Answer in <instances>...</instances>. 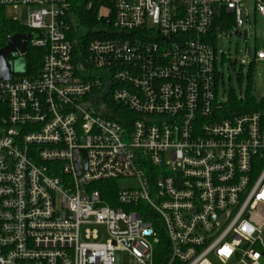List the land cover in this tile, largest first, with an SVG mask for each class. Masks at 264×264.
Listing matches in <instances>:
<instances>
[{
	"label": "built area",
	"instance_id": "built-area-1",
	"mask_svg": "<svg viewBox=\"0 0 264 264\" xmlns=\"http://www.w3.org/2000/svg\"><path fill=\"white\" fill-rule=\"evenodd\" d=\"M245 1L104 0L110 37L82 50L68 0H0L45 50L0 81V264H264V94L249 81L228 116L219 99Z\"/></svg>",
	"mask_w": 264,
	"mask_h": 264
},
{
	"label": "rangeland",
	"instance_id": "rangeland-1",
	"mask_svg": "<svg viewBox=\"0 0 264 264\" xmlns=\"http://www.w3.org/2000/svg\"><path fill=\"white\" fill-rule=\"evenodd\" d=\"M5 13L8 19L18 21L25 24L28 18V9L21 7H6ZM243 18L245 20V28L243 29V37L230 35L229 32H223V37L219 39L217 50L221 53L225 52L223 64H218L222 73V86L220 89L219 99L225 96L228 90H234L238 95L241 88L246 89L248 82L253 83V93L261 97L264 94V65L257 62L252 68L248 65L251 62V57L255 52L256 40L264 39V20L254 11V2L246 0L244 2ZM257 38V39H256ZM26 59V57H25ZM24 58L13 54L10 59L11 64H15V72L21 73L24 69ZM247 61L246 66H241V61ZM251 74V79H248ZM124 181L119 182L124 188ZM86 229H101V227L90 225L83 227ZM103 242L106 239L102 240ZM124 264H133L129 257H124Z\"/></svg>",
	"mask_w": 264,
	"mask_h": 264
},
{
	"label": "trees",
	"instance_id": "trees-1",
	"mask_svg": "<svg viewBox=\"0 0 264 264\" xmlns=\"http://www.w3.org/2000/svg\"><path fill=\"white\" fill-rule=\"evenodd\" d=\"M68 3L70 5V9L67 12V23L70 27L68 30V37L76 42L78 49H86L90 42L110 37V34L107 33L105 29L112 28V21L108 24L107 21L101 19L99 16L100 7L105 4L104 0H68ZM223 17H230V15L224 12ZM232 28L233 26L230 22L229 25L224 28V31ZM29 33L30 31L24 24L8 19L5 13V7L0 5V49L7 45L10 37L13 35ZM44 54V49H32L28 47L25 59L26 76L29 77L31 74L40 71ZM248 79H251V74H249ZM222 85L221 83V86ZM226 95L227 101L223 105V113L226 116L244 110V104L234 90H228ZM255 101L256 97L248 94L246 104L248 103L249 107L254 108L256 107ZM99 184L104 193L105 190L108 191L109 189H112L113 192L118 191V183L116 181L100 182Z\"/></svg>",
	"mask_w": 264,
	"mask_h": 264
},
{
	"label": "water",
	"instance_id": "water-1",
	"mask_svg": "<svg viewBox=\"0 0 264 264\" xmlns=\"http://www.w3.org/2000/svg\"><path fill=\"white\" fill-rule=\"evenodd\" d=\"M236 37H240V33L235 34ZM30 34H15L10 37L7 45L0 49V81H9L15 74H25L26 73V60L22 61L24 64V69L21 73L15 72V64H11L9 61L13 54H25L27 52V43L30 39Z\"/></svg>",
	"mask_w": 264,
	"mask_h": 264
},
{
	"label": "flooded vegetation",
	"instance_id": "flooded-vegetation-1",
	"mask_svg": "<svg viewBox=\"0 0 264 264\" xmlns=\"http://www.w3.org/2000/svg\"><path fill=\"white\" fill-rule=\"evenodd\" d=\"M10 61V60H9Z\"/></svg>",
	"mask_w": 264,
	"mask_h": 264
}]
</instances>
